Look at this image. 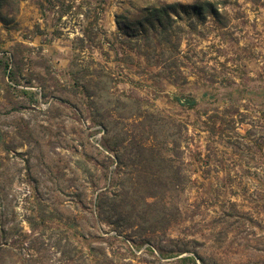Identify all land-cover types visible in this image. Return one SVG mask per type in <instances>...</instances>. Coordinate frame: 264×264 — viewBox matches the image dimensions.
Here are the masks:
<instances>
[{
    "label": "rangeland",
    "instance_id": "obj_1",
    "mask_svg": "<svg viewBox=\"0 0 264 264\" xmlns=\"http://www.w3.org/2000/svg\"><path fill=\"white\" fill-rule=\"evenodd\" d=\"M0 60V264H264V0H6ZM131 99L172 162L117 234L94 202L127 175L94 117Z\"/></svg>",
    "mask_w": 264,
    "mask_h": 264
},
{
    "label": "trees",
    "instance_id": "obj_2",
    "mask_svg": "<svg viewBox=\"0 0 264 264\" xmlns=\"http://www.w3.org/2000/svg\"><path fill=\"white\" fill-rule=\"evenodd\" d=\"M5 2L6 0H0V8ZM170 8L172 6L165 5L161 8L152 9V13L145 17V21L149 22L152 27L154 25L161 26L163 18L169 16V12H174ZM213 12H216V9H212ZM117 24L119 25V23ZM127 26L130 27L131 23H128ZM98 70L94 71L93 75H103L102 71ZM86 86L84 85V91L89 92ZM132 101L135 104V109L130 110L127 114L114 113L117 119H110L112 116L111 109L105 113H97L94 117V120H97L103 129L106 146L115 152L114 157L118 170H122V173L125 171L127 175L125 181L121 183L122 189L120 191H116L113 187H106L96 195L94 202L98 219L112 225L117 234L122 232L119 230L120 221L126 224L125 229H132L135 219L142 217L145 212L142 210L143 213H140L139 205H149L147 198L155 196L154 191L141 193L140 188H148L147 186H149V188L154 189L153 186L160 184H163L164 188L169 187L168 183L159 182L160 177L151 174L147 170V165L153 161H161L167 164L172 162L170 158L162 155L160 148H156L158 144L154 141L157 126L160 124L168 125L170 121L159 116L152 105L139 100ZM171 124L176 126L174 123ZM177 147L178 143L173 140L169 150L177 153ZM175 173L177 174V172ZM174 180L175 176H172L166 179V182L173 184ZM151 230L150 228L149 231ZM185 258L190 257H183V259Z\"/></svg>",
    "mask_w": 264,
    "mask_h": 264
}]
</instances>
